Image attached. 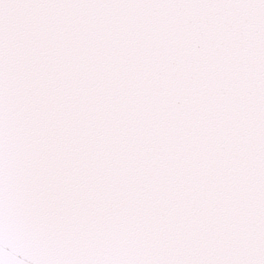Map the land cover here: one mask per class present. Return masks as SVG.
<instances>
[{"label":"snow or ice","instance_id":"snow-or-ice-1","mask_svg":"<svg viewBox=\"0 0 264 264\" xmlns=\"http://www.w3.org/2000/svg\"><path fill=\"white\" fill-rule=\"evenodd\" d=\"M0 264H264V0H0Z\"/></svg>","mask_w":264,"mask_h":264}]
</instances>
